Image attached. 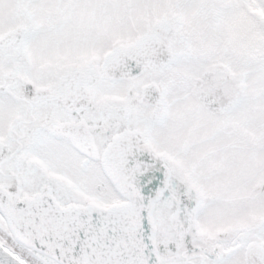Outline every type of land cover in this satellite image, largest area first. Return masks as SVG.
<instances>
[{"label": "snow or ice", "instance_id": "6c2138e0", "mask_svg": "<svg viewBox=\"0 0 264 264\" xmlns=\"http://www.w3.org/2000/svg\"><path fill=\"white\" fill-rule=\"evenodd\" d=\"M0 264H264V0H0Z\"/></svg>", "mask_w": 264, "mask_h": 264}]
</instances>
